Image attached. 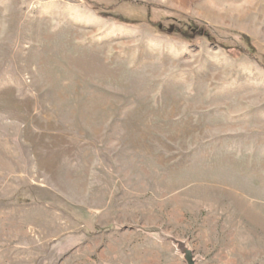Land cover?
I'll use <instances>...</instances> for the list:
<instances>
[{"label": "rangeland", "instance_id": "obj_1", "mask_svg": "<svg viewBox=\"0 0 264 264\" xmlns=\"http://www.w3.org/2000/svg\"><path fill=\"white\" fill-rule=\"evenodd\" d=\"M0 264H264V0H0Z\"/></svg>", "mask_w": 264, "mask_h": 264}]
</instances>
